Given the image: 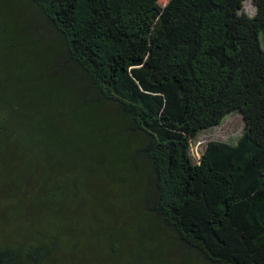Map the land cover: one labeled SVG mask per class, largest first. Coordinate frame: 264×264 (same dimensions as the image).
Listing matches in <instances>:
<instances>
[{
  "label": "trees",
  "instance_id": "obj_1",
  "mask_svg": "<svg viewBox=\"0 0 264 264\" xmlns=\"http://www.w3.org/2000/svg\"><path fill=\"white\" fill-rule=\"evenodd\" d=\"M157 2L0 0V264H264V0L171 9L191 37L158 70L164 35L121 22ZM83 184L115 188L84 203L92 239L65 203Z\"/></svg>",
  "mask_w": 264,
  "mask_h": 264
},
{
  "label": "rangeland",
  "instance_id": "obj_2",
  "mask_svg": "<svg viewBox=\"0 0 264 264\" xmlns=\"http://www.w3.org/2000/svg\"><path fill=\"white\" fill-rule=\"evenodd\" d=\"M189 1L190 0H158L155 7L151 9L142 11L138 14L126 13L122 16V19H121L122 25L124 27H128L129 31L131 32H134L136 29H138L141 23L147 22L151 26L153 39H157L158 37L164 35L159 44V47H160L159 52L156 54H152L148 57V62L152 65L154 69L158 70L165 65L167 55L174 46L182 42L189 43L190 37H191L189 23L183 22L175 27H170L169 17H168V13L171 9L178 7V6L185 5ZM244 8L247 12L254 15L257 11L255 0H246ZM32 12H33L34 17L38 18V15H37L38 13L35 10ZM24 18H26V16H24L22 19ZM243 126H244V123L240 115L235 114V115L230 116L227 120H225L223 124L203 131L198 137L197 141H195L194 143L193 153L196 156H199L202 146L205 143L209 142L210 140H227L228 141V140H232L236 138V136H238L243 130ZM3 187L4 186L1 185L0 189H2ZM114 189L115 188H111V187H106V188L94 187L92 188V194L94 196L97 195L98 198L103 200L104 205L107 206L108 200L112 198V192L115 191ZM116 189H117L118 195L122 193L121 187H116ZM79 190L81 191L79 199H74L72 202L70 199L71 196L68 195L69 200H66L65 203L66 205H69L70 209H73L71 210L74 213L72 217L79 219L80 226H81L80 230L82 231L81 232L82 236L88 235L92 239L93 238L91 236L92 234H90L87 230L85 231L86 229L85 222H87V219L91 217L93 213L96 212L99 215H101V213L104 210H99L101 208L102 203H101V200L98 198H97L98 201H96L97 205L94 203V201L84 205V203L87 200L92 199V194L87 192L86 184L81 185ZM96 207L98 209H96ZM76 208H80L81 212L75 211ZM67 210H63L59 214L61 225L66 224L68 218L71 217L70 215L72 212L68 214ZM133 210H134V207L131 208V212ZM50 232L52 234H55L56 229L55 228L51 229ZM69 239H70L69 237H65L64 241L68 243ZM184 253L185 252L183 250L177 247H175V250H170V255H172V257L174 258H184L183 257ZM92 254L93 252L90 251L88 255H92ZM128 258L129 256L126 254L123 260V263H125L128 260ZM45 264H57V262L56 261L49 262V263L46 262Z\"/></svg>",
  "mask_w": 264,
  "mask_h": 264
}]
</instances>
